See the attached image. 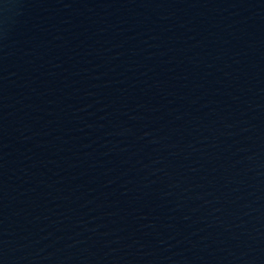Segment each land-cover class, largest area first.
I'll return each instance as SVG.
<instances>
[{
	"label": "water",
	"instance_id": "95a60500",
	"mask_svg": "<svg viewBox=\"0 0 264 264\" xmlns=\"http://www.w3.org/2000/svg\"><path fill=\"white\" fill-rule=\"evenodd\" d=\"M0 264H264V0H0Z\"/></svg>",
	"mask_w": 264,
	"mask_h": 264
}]
</instances>
